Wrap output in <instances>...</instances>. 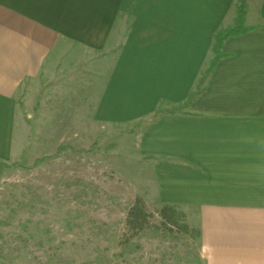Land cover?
<instances>
[{
  "label": "crops",
  "instance_id": "0c3cea01",
  "mask_svg": "<svg viewBox=\"0 0 264 264\" xmlns=\"http://www.w3.org/2000/svg\"><path fill=\"white\" fill-rule=\"evenodd\" d=\"M239 0H0V163L25 151L17 96L43 74L98 77L95 117L146 119L136 133L160 204L197 216L204 264H264V0H246L247 26L190 107L214 35Z\"/></svg>",
  "mask_w": 264,
  "mask_h": 264
},
{
  "label": "rangeland",
  "instance_id": "374dc122",
  "mask_svg": "<svg viewBox=\"0 0 264 264\" xmlns=\"http://www.w3.org/2000/svg\"><path fill=\"white\" fill-rule=\"evenodd\" d=\"M100 85L83 66L43 74L19 89L25 151L5 162L11 167L0 175V264H199L196 242L157 228L125 247L135 197H143L155 222L161 204L152 197L150 167L136 148L147 118L98 120ZM41 157L49 159L33 167ZM197 220L188 214L191 224Z\"/></svg>",
  "mask_w": 264,
  "mask_h": 264
},
{
  "label": "trees",
  "instance_id": "16d2710c",
  "mask_svg": "<svg viewBox=\"0 0 264 264\" xmlns=\"http://www.w3.org/2000/svg\"><path fill=\"white\" fill-rule=\"evenodd\" d=\"M245 16H247L246 0H239L237 3V14L234 23L230 25V27L227 26L225 28H220L214 35V56L209 64V67L206 68L201 78L199 79L196 88L192 92H190L189 96L184 102L174 105L171 109L165 108L162 105L158 107L153 113V115L149 118V120H154L164 113L173 114L181 112L182 109L184 110L187 107H190L194 98L197 96V94L202 91L203 84L208 74L213 70L216 63L222 57H224V55H226L223 52L224 42L231 36L241 35L250 31L251 29H254V27L252 26H247ZM58 153L56 155H58ZM48 159V157H41L36 159L33 164V167H37L43 164L44 162L46 163ZM19 166L27 168L21 163H15L12 167ZM7 167L9 168L11 167V165L8 166L5 165V162H1L0 175L4 172ZM135 198L136 199L132 201L127 210L125 223L127 227V233L124 235L123 240L125 247H128L130 245L134 237L141 235L143 232H146L149 229L157 228L158 230H162L164 233L169 235L176 234L188 237L193 242H196L200 249L202 237L201 228L199 225H193L188 221V214L181 206L170 203L161 204V206L157 210L159 221L155 222L154 214L148 210L143 197L136 196ZM201 258V253L199 252V264H204Z\"/></svg>",
  "mask_w": 264,
  "mask_h": 264
}]
</instances>
